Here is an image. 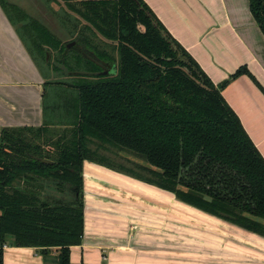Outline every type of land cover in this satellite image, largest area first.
Returning a JSON list of instances; mask_svg holds the SVG:
<instances>
[{"label": "trees", "instance_id": "obj_1", "mask_svg": "<svg viewBox=\"0 0 264 264\" xmlns=\"http://www.w3.org/2000/svg\"><path fill=\"white\" fill-rule=\"evenodd\" d=\"M63 1L75 14L65 16L71 41L117 63V73L102 74L76 46L67 47L71 41L56 40L21 9L28 19L22 27L43 29L60 47L56 62L68 65L75 52L76 66L90 73H79L78 83L68 86L73 138L60 136L51 144L54 153L24 138L30 128L2 132L0 264L6 245L35 247L44 264H71V247L81 245L85 233L84 161L114 168L90 148L92 139L144 158L156 177L145 182L264 236V157L223 95L229 80L215 84L144 0H80V6ZM249 2L264 34V0ZM0 5L10 13L16 4ZM85 31L112 41L119 61ZM60 84L54 90L63 102Z\"/></svg>", "mask_w": 264, "mask_h": 264}, {"label": "crops", "instance_id": "obj_2", "mask_svg": "<svg viewBox=\"0 0 264 264\" xmlns=\"http://www.w3.org/2000/svg\"><path fill=\"white\" fill-rule=\"evenodd\" d=\"M144 2L215 84L229 80L223 95L264 157V34L249 0ZM7 22L0 6V143L4 130L30 128L27 138L52 152L56 138L42 134L72 128L68 98L56 101L54 88L48 96L52 86L29 69L21 41ZM242 68L246 72L234 76ZM83 177L85 233L82 244L71 247V264H165V215L179 216L185 207L230 224L98 162L86 159ZM231 230L248 244L237 245L241 251L235 260L218 264H264V236L240 227ZM4 264H44V257L35 247L6 245Z\"/></svg>", "mask_w": 264, "mask_h": 264}, {"label": "rangeland", "instance_id": "obj_3", "mask_svg": "<svg viewBox=\"0 0 264 264\" xmlns=\"http://www.w3.org/2000/svg\"><path fill=\"white\" fill-rule=\"evenodd\" d=\"M8 1L13 5L16 4L13 6L14 8L9 9L10 13L5 9H2L4 10L8 21V27H11L14 36L21 41L22 48L27 56L26 59L29 62V69H35L37 71L36 76L44 79L45 84L49 83L50 86L53 85L48 89L49 97H51L54 85L62 83L60 85L65 93L61 97V100L69 98L70 94L68 92V86L78 83L80 79H76V76L79 73H90V70H88L89 68L84 65L80 68L76 66L74 58L78 53L75 52L69 53L67 57L68 65L56 62V57L58 56L60 48L59 46H54L57 44L55 43L56 41L53 42V40L42 31L43 29L37 28L35 30L31 26L22 27L24 22L28 19L21 12L23 10L29 15L37 18L47 27V29H49V31H51V35L52 33L55 35L56 40L63 42L73 40V36L68 31V26L70 27L71 25L70 22H67L65 16L68 15V13L72 15L74 12L70 10L63 0ZM73 2L80 6V0H74ZM17 7H19V12L17 11ZM71 20L79 23L80 27L84 24L74 16L71 17ZM85 32L88 36H91V41L94 42L100 50L107 51L108 54L114 57L116 62L119 61V53L115 49L112 41L105 40L99 34L93 35L89 31ZM33 33L36 34V36H33ZM77 35L78 34H76V36ZM38 49H41V51L39 52ZM79 50L80 49L77 47L76 51ZM45 52L49 54L50 60L53 61L52 64H49L50 62L46 58ZM70 126L72 127V125ZM71 129H73V127L69 129H59L54 132L56 135H52L51 130L46 129L42 135L45 138H56L55 141L58 140L57 138L59 136H65V140H70L73 138ZM69 130L71 131L69 132ZM24 138H27V135H25ZM28 139L30 140L29 137ZM40 145L43 147L42 144ZM89 145L92 150L97 151V154L100 155V157L106 159V162L113 164L114 168L112 169L114 170L128 174L139 180L156 178L147 169L148 167H151L149 163L145 161L144 158L134 153L119 149L110 144L102 143L97 139H92V142ZM42 150L47 152L43 148ZM48 152L50 151L48 150ZM52 152L54 153L55 150ZM171 194L174 198L178 199L175 194ZM169 206L170 205L168 204L165 205L166 212L171 210ZM182 209L183 210L180 211L179 216L175 215L172 218L169 213H166L165 215V220L167 222L164 234V248L166 254L165 264H189L194 261L196 264H218L224 259L235 260L236 252L241 251V249H239L240 246L237 247V245L248 244L244 238L241 239L237 233L231 230V227L239 228L240 226H233V223L229 221L230 224L226 225L199 211H194L187 207ZM261 223L264 225V220L261 221ZM228 228L229 230L227 231ZM226 233H228V237H225ZM249 253L251 254L252 250H249Z\"/></svg>", "mask_w": 264, "mask_h": 264}, {"label": "water", "instance_id": "obj_4", "mask_svg": "<svg viewBox=\"0 0 264 264\" xmlns=\"http://www.w3.org/2000/svg\"><path fill=\"white\" fill-rule=\"evenodd\" d=\"M73 46L78 47L83 54H86V56L88 58H90L92 61L96 62L98 65L103 67L104 70L101 72L102 74H104V75H115L117 73V63H113L110 65L107 61L98 57L94 52L87 49L85 46L78 45L76 41H71L67 44L68 48L73 47ZM48 56H49V54H48ZM106 66L110 67V69L107 70Z\"/></svg>", "mask_w": 264, "mask_h": 264}, {"label": "flooded vegetation", "instance_id": "obj_5", "mask_svg": "<svg viewBox=\"0 0 264 264\" xmlns=\"http://www.w3.org/2000/svg\"><path fill=\"white\" fill-rule=\"evenodd\" d=\"M76 46H77V45H76ZM84 55H86V54H84ZM93 62H94V61H93ZM94 63L97 64L96 62H94ZM108 63H109V62H108ZM109 64L111 65V63H109ZM97 65H98V64H97ZM98 66L101 68V72H102V71L104 70V68L101 67L100 65H98ZM106 69L109 70L110 67H107V66H106ZM106 69H105V70H106Z\"/></svg>", "mask_w": 264, "mask_h": 264}]
</instances>
